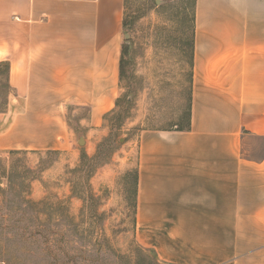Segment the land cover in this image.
Instances as JSON below:
<instances>
[{"label": "crops", "instance_id": "0c3cea01", "mask_svg": "<svg viewBox=\"0 0 264 264\" xmlns=\"http://www.w3.org/2000/svg\"><path fill=\"white\" fill-rule=\"evenodd\" d=\"M189 129L147 130L139 242L175 264H264V0H194ZM125 0H0V150H68L67 106L102 129L120 90Z\"/></svg>", "mask_w": 264, "mask_h": 264}, {"label": "rangeland", "instance_id": "374dc122", "mask_svg": "<svg viewBox=\"0 0 264 264\" xmlns=\"http://www.w3.org/2000/svg\"><path fill=\"white\" fill-rule=\"evenodd\" d=\"M193 2L125 0L118 105L101 130L71 105L70 149L0 150V264H175L139 242L133 191L141 134L189 121Z\"/></svg>", "mask_w": 264, "mask_h": 264}, {"label": "trees", "instance_id": "16d2710c", "mask_svg": "<svg viewBox=\"0 0 264 264\" xmlns=\"http://www.w3.org/2000/svg\"><path fill=\"white\" fill-rule=\"evenodd\" d=\"M193 27H194V5H193ZM193 32H194V28H193ZM191 45H192V51H193V39H192V44ZM191 63H192V59H191ZM6 71H7V67H6ZM120 75H121V67H120ZM118 98H117L116 103H115L116 106L118 105ZM190 106H191V99H190V103H189V121H188L187 126L185 128H183V129H189V127H190ZM183 129H178V130H183ZM15 151H17V150H11V152H15ZM51 151L52 150H47L46 153L47 152H51ZM82 160L90 161L91 159L88 158L86 155H82ZM136 183H137V171H135V181H134V191H133V195H134L133 207H135V201H136L135 200V196H136Z\"/></svg>", "mask_w": 264, "mask_h": 264}, {"label": "water", "instance_id": "95a60500", "mask_svg": "<svg viewBox=\"0 0 264 264\" xmlns=\"http://www.w3.org/2000/svg\"><path fill=\"white\" fill-rule=\"evenodd\" d=\"M79 141L82 142V139H80Z\"/></svg>", "mask_w": 264, "mask_h": 264}]
</instances>
